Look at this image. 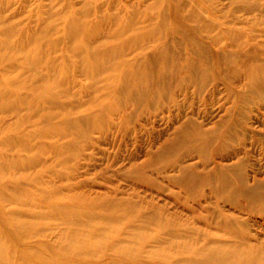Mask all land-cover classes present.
I'll list each match as a JSON object with an SVG mask.
<instances>
[{"label": "rangeland", "instance_id": "1", "mask_svg": "<svg viewBox=\"0 0 264 264\" xmlns=\"http://www.w3.org/2000/svg\"><path fill=\"white\" fill-rule=\"evenodd\" d=\"M71 1L74 7L84 0ZM261 4L255 5L258 10L253 16L241 11H236L235 15L243 19L257 17V24H264V6ZM50 7V0H0V20H12L19 24L14 30L12 48L3 45L4 38L0 36V86L8 95L20 99L15 110L0 111V156L23 159L15 168L9 167L0 175V183L9 190V194H5L9 201L2 198L0 205L7 213L20 212L19 215L32 221L34 213L43 212L45 217L25 231L33 233V238L27 244L49 245L50 250L44 249V253L50 256L72 232H95V229L86 227L84 221H80V225H67L57 216H49V200L54 195L39 198L32 190L45 188L47 184L71 186L81 196L134 198L145 211L154 206L175 221L198 230L193 235L195 245L204 244L209 233L225 237L227 233L218 222L222 218L235 220L241 228L242 238L249 240L251 245L264 244V100H254L257 103L247 108L246 118L240 116V106L229 93L231 90L235 93L244 90V81L241 77L235 82L231 81L230 73H227L229 76L225 80H221L224 67L213 61L210 62L211 70L208 69L210 72L205 73V76L199 75L197 79L194 75L193 78H186V74L178 73L176 67L170 68L171 76L167 79L169 95L163 106L156 103V108L149 110L141 99L140 103L131 100L124 108L108 109L101 125L87 128L85 140L77 144L68 165L64 166L56 160L58 148L69 144L75 132L64 125V120L85 119L94 110V105L89 101L91 98L101 99L106 105L107 101L114 98L113 95L101 98V88L106 84L100 77L95 81L97 89L89 88L92 80L86 78V72L83 69L80 71L76 62L85 58V52L75 56L69 50V45L62 41L61 34H49L45 43H56L52 49L50 44L41 48L31 39V33L35 29L38 31L41 24L36 10ZM66 7V0L55 5V8H63L70 15L73 8L67 11ZM113 8L117 9L116 14L120 12L119 5ZM102 11L105 15L100 13V20L96 22L99 23L97 32L89 36L90 43L94 45L99 41L113 43L110 33L116 31L115 27L122 19L117 17L120 22L116 19V24L114 19L107 18L106 6ZM96 18L92 15L84 21H96ZM21 44L29 51L31 58L38 48L44 51L42 56L36 57L38 63L35 69L21 64L22 56L15 50ZM208 46L214 56L217 50L212 44ZM132 50L129 55L116 60L123 70L122 60L139 63L144 57L155 58L151 46L143 52ZM234 52L230 51L232 55ZM181 54L177 59L179 65L185 60L187 48H182ZM52 60L57 64L61 61L67 63L68 71L64 73L59 66H49ZM148 67L153 77L147 88L155 92L159 87L157 75L160 70L153 63H149ZM105 68L106 72L101 77L113 75L112 68L108 65ZM230 69L225 67L229 72ZM123 70L115 71L116 75H124ZM142 75L141 70H138L125 77L128 90H132L136 97L140 96L142 84L136 85L135 80H141ZM210 77L213 78L212 84ZM52 78L61 84L55 91L61 93L62 88L65 95H59L52 102L41 101L36 105L32 101L26 103L32 95L46 89L47 81ZM201 82L205 83L206 89L199 94ZM254 94L248 93L250 98L256 97ZM237 95L240 97L239 93ZM185 114H192L194 119L190 128L195 131L187 130ZM20 132L25 134V141L20 139ZM8 135L15 138L11 145L7 144ZM225 173H228L227 177L223 176ZM13 188H18L21 193L26 191L23 206L14 203L10 195V189ZM54 197L60 202L68 200L65 194ZM74 203L77 205L79 201ZM125 231L126 225L121 224L116 231L107 232L102 246L87 247L86 252L98 254L102 260L110 259L121 236L118 232ZM4 235L0 232L2 239L6 238ZM3 240L9 253L16 251L10 239ZM128 255H133V258L127 256L130 259L121 260L131 264H160L150 259L142 246L135 245ZM90 261L96 262V257L90 258ZM14 264H22V261L16 260Z\"/></svg>", "mask_w": 264, "mask_h": 264}, {"label": "bare ground", "instance_id": "2", "mask_svg": "<svg viewBox=\"0 0 264 264\" xmlns=\"http://www.w3.org/2000/svg\"><path fill=\"white\" fill-rule=\"evenodd\" d=\"M70 1L66 0L67 11L68 8H73L70 15L64 12L63 8L60 10L55 8L56 3H61L62 0H50V8L37 9L36 15L39 16L41 24L38 31L35 29L33 32L34 27L31 28L33 32L31 39L42 48L49 46L50 42L45 43V41L49 39L51 32L61 34L62 41L69 45V50L74 52L75 56L85 52V58L76 62L80 71L83 69L86 72V78L93 81L89 88L97 89L95 81L100 77L106 84L101 88L103 89L101 98L113 95L114 99L107 101L106 105L100 101L101 99L91 98L89 101L94 105V110L91 113L89 110L85 119L66 118L64 120V125L74 129L75 132H73V140L67 145L60 146L59 152L56 153V160L62 165H68L77 144L85 140L87 128L101 125L102 117L108 109L124 108L131 100L140 103L141 99L149 110H154L156 103L163 106L169 95L167 79L171 76L169 69L172 67H176L178 73L186 74V78H193L194 75L197 79L199 75L205 76V73L210 72V62L213 61L220 67H224L221 80L229 76L227 73L231 74L233 82L241 77L245 89L238 92L240 97H237L238 93L232 90L229 94L237 100L241 110L240 116L244 118L247 116V108L250 109V106L260 99L264 100V40H262L264 27H261L264 24L260 22L257 24L256 16H254L256 19L252 17L243 19L235 15L236 11H241L253 16L258 10L255 5L258 6L264 2L259 0H250V2L249 0H84L72 7V1ZM263 4L261 5L264 6ZM115 5L120 6L118 14L115 13L117 9L113 8ZM105 6L108 8L107 18L114 19L116 22L121 17V23L116 22L118 25L115 27L116 31L110 33L113 43L99 41L94 45L90 43L89 36L97 32L99 23L96 22L100 20V13L104 14L102 10ZM124 8L128 11L126 12ZM92 15L97 17L96 21H84ZM17 25L19 24H15L12 20H0V36L4 38L3 45L12 48V37ZM209 44L217 50L214 56L209 52ZM21 45L20 48L15 49L22 56L21 64L35 69L38 63L36 57L42 56L44 51L38 48L33 55L35 58H31L26 47ZM50 45L51 49L56 47L54 42ZM150 46L154 48V59L150 56L144 57L143 60H139V63L133 60H122L124 70L116 62L118 58L129 55L131 49L143 52ZM182 48H187V55L182 65H179L177 59ZM126 50H129L128 54ZM230 51H235L238 55L234 54L235 52L232 55ZM149 63L156 64L160 70V74L157 75L159 87L155 92L147 88L152 83L153 77L148 67ZM48 65L59 66L64 73L69 69L64 61L57 64L52 60ZM106 65L112 68L110 70L113 75L104 78L101 76L106 72ZM225 67L228 70L231 68L230 72L225 70ZM117 70H123L124 75H116ZM138 70H141L143 74L142 81L137 79L135 82L136 85L142 84V91L140 96L136 97L132 90H128L126 75ZM212 81L213 78L210 77V84ZM46 87L25 102L32 101L34 105L41 101L52 102L51 100L59 95L66 94L62 88H60L61 93L55 91V88L61 87L56 78L48 80ZM205 89V83L201 82L198 87L199 94ZM254 92L256 97L250 98L248 93ZM19 100L16 96L8 95V92L1 87L0 111L8 112L10 109L18 108L16 105ZM184 116L185 121H188L187 125L185 123L187 130L195 131L194 128L193 130L190 128L192 114L189 115L190 117L188 114ZM85 122L90 124L87 125ZM18 135L20 139L25 138L22 132ZM14 139L8 135L7 144H13ZM21 162H23L21 157L2 158L0 156V175L5 169L15 168ZM228 173L223 176L227 177ZM32 190L39 198L65 194L68 197L67 201L60 202L54 196L49 200L47 214L51 217L57 216V219L63 220L67 225H80V221H84V225L95 229V232L90 234L72 232L55 248L53 255L47 256L44 249L49 251V245L39 243L38 246H31L27 244V241L33 238V233H25L29 226L35 225L39 219L45 217L43 212L34 213V219L32 221L30 218V221L19 215L20 212L3 211V205H0V232L5 234L4 237L10 239V243L16 247V251L9 253L3 240L6 238L2 239L0 236V264H14L16 260L22 261V264H131L122 260L130 259L127 256L133 258V255L128 254L135 245L144 247L150 259L160 264H264V244L251 245L249 240L242 238L240 226L232 219L222 218L218 221L227 233L225 237H219L218 233H209L205 237L204 244L195 245L193 235L198 233V230L175 221L159 212L154 206L149 211H145L134 198L116 199L107 195L81 196L73 187L67 185L58 187L47 184L45 188ZM7 191H9L8 188L0 183V200L2 198L6 200L5 194H9ZM10 191L14 203L23 206L26 191L21 193L18 188L10 189ZM8 201L7 199L6 202ZM76 201H79L77 205L74 203ZM121 224L126 225V231L118 232L121 236L118 237L117 249L110 259L102 260L98 254L86 252L87 247L102 246L107 232L116 231ZM93 257H96V262L90 261Z\"/></svg>", "mask_w": 264, "mask_h": 264}]
</instances>
